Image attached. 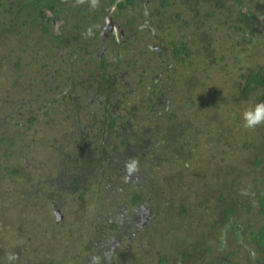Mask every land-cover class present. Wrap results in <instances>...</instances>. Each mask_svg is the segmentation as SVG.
Listing matches in <instances>:
<instances>
[{"label": "flooded vegetation", "instance_id": "flooded-vegetation-1", "mask_svg": "<svg viewBox=\"0 0 264 264\" xmlns=\"http://www.w3.org/2000/svg\"><path fill=\"white\" fill-rule=\"evenodd\" d=\"M233 5L229 0H0V26L5 24L6 28L1 31L0 27V42H7L13 31L18 30V35L20 30L29 29L40 35L41 45L57 51L63 48L69 59L66 66L58 69L40 64L32 76L21 73L9 84L4 91L6 95L18 91L22 94L16 102L5 103L4 111L0 113V138L10 136L7 141L0 140V154L19 155L22 165L12 169H17L26 182L32 177L27 169L37 170V164L27 163L26 156L40 152L45 175H54L47 179L48 186H58L57 190L63 191L59 197L66 191L77 193L71 196L69 204L73 207L74 203L86 205L87 214L94 207L90 202L93 198L104 206L103 200L110 197L109 205H112L116 194L129 189L130 203L122 206L114 219L98 214L96 217L101 220V226L93 228L92 223H86L94 231L97 240H93L91 246L96 247L98 253L91 256L87 264H96L99 256L104 264H120V258L132 261L127 246L136 234L144 230L137 239L139 245L143 238L150 241V236L152 240L150 230L155 228L150 223L154 217L152 206L147 208L131 201L140 193L146 178L139 169L142 157L149 154L137 140L142 135L139 128L143 127L142 123L151 111L164 110V102L167 106L173 103L172 94L180 97L183 104L185 100L192 101L201 81L192 75L188 78L187 88L183 86L175 92L174 81H180L182 77L175 74L177 68L171 64L183 65L191 58L194 54L187 43H194L199 58L196 67L201 68L200 50L202 48L206 59L210 58L214 42L210 20L217 18L218 11L221 18L224 16L222 6L232 9ZM202 8L204 11L201 12ZM11 16H20L18 22L23 18L25 23L17 24ZM185 29L189 30L188 34L182 32ZM227 39H230L229 35ZM24 52L16 51V61L11 58L14 50L8 49L6 55H1L0 68L21 69L20 53ZM165 53L170 57L162 56ZM58 57L59 65H64V59ZM138 57L145 59V66L137 68ZM152 59L157 60L158 66L147 65ZM48 68L50 70L46 71ZM154 70H160L159 75L154 74ZM143 97L141 106L125 115L123 103L127 99ZM85 106L92 109L84 110ZM143 107L148 114L140 111ZM59 108L63 114H55V109ZM47 110L51 114H47ZM170 111H163V114ZM130 123L136 129L127 130ZM65 125L67 129H64ZM39 140L45 148L36 146ZM44 151H48L45 158ZM57 155L60 156L56 158ZM55 160L61 162L58 171ZM133 161L135 169L129 172L127 166ZM135 189L137 191L131 194ZM58 204L57 198L50 201L45 207L48 213H44L56 219V223L64 221L61 215L64 209ZM130 209L132 214L129 215ZM177 249L182 250L181 247ZM18 256L17 263L28 260L21 254Z\"/></svg>", "mask_w": 264, "mask_h": 264}, {"label": "rangeland", "instance_id": "rangeland-1", "mask_svg": "<svg viewBox=\"0 0 264 264\" xmlns=\"http://www.w3.org/2000/svg\"><path fill=\"white\" fill-rule=\"evenodd\" d=\"M202 11H204V8L201 9ZM185 16L187 17L188 15ZM202 16L203 14L200 15V18ZM210 22L213 28L212 38L214 42L210 49V58L208 59L203 55L201 48V68L196 67L199 58L197 57V47L194 43H187V47L194 55L186 59L183 65L171 64L172 60L169 61L172 67L175 66L177 68V70H174L175 74L182 77L180 81H177V79L174 81L176 84L175 92L179 91L178 89H182L183 86L187 88L188 78L192 75L198 77L202 84L201 87L194 94L192 101L185 100V104H183L184 101L180 97L172 94L171 98L174 100L173 103L167 106V103L164 102L163 111L170 108L175 112V120L180 119L177 124L183 127L184 136L180 139L177 138V140L185 151L187 148L189 149L186 152L192 158L190 165L194 164L196 168L200 167L202 170L200 172L205 173L207 176L214 175V172H216L215 169L218 166L225 167L228 164L229 166H235L237 169H240L241 174L245 178L241 180L242 187H249L248 185L251 187L253 183L245 173H250L254 169V154L249 152L250 149L243 147L244 136L257 135L260 137L258 139L264 138V124L257 125L253 129L245 128L243 127L241 114L246 108L264 101V86H259L253 91H248L245 96L241 95L240 91L244 87L245 78L248 73L255 74L256 71L261 70V66L264 69V45L255 41L244 43L241 37L236 36L235 33L230 34V39H227V32L229 30L222 26V18L219 15V11L217 12V18H212ZM17 31H13V34H10L7 42H0V59H2V54H7L8 49H13L14 53L11 55V58L17 61L15 57L17 54L16 51L18 49H21V51L25 50L24 53H20L21 69L19 68V70L14 71L12 67L10 69L7 67L0 68V113L4 111L3 107L5 103L10 102L11 104L21 98V91L12 95H6V92L4 93L9 88V84L16 78V75L25 73L27 76H32V72L38 70L40 64H49V67L53 66L58 69L59 67L66 66L67 62H69L64 51L65 49L61 48L57 51L56 49L52 50L50 46L41 45L39 40L40 35L36 31L24 29V32L20 30V34L18 35L16 34ZM182 32L188 34L189 30L185 29ZM174 34L179 35L177 32H174ZM236 40L240 43L239 46L235 44ZM35 54L38 57L35 58ZM42 55H45L46 58H40ZM58 56L64 59V65H59ZM162 56L170 57L168 53ZM138 61L137 68L146 65L145 59L138 57ZM147 65L154 68L158 66V63L156 59H152L149 60ZM48 70L50 69L48 68L46 71ZM159 71L154 70V74L159 75ZM262 73L264 74V70ZM143 99L144 97L138 100L127 99L123 103V107L126 109L125 115L133 111L134 107L141 106L140 102ZM212 100H215V106L211 105ZM223 102L224 104H222ZM90 109L92 108L85 106L84 110ZM140 111L149 113L144 110V107ZM150 116L151 114L148 116L150 123L145 122L142 123L143 125L151 124L153 118L157 120L162 119L160 122L164 123V119L160 118L159 114H157V117ZM215 120L222 122V124L219 122L221 125L220 129L218 125H212ZM1 128L2 125L0 124ZM64 129H67L66 125ZM52 135H55L54 131H52ZM217 138H219L218 142ZM47 152L44 151V158ZM163 152H166L164 148H157L154 157L149 154L145 155V157L141 156L143 159H141V167L139 170L142 169L146 178L142 181V186L139 191L145 200L142 205L147 208H151L153 205L155 208L153 196L156 190L150 185V181L153 179L160 186V190H163L161 198L158 197L161 201L159 208L161 211H167L159 212L161 214L166 213H164L163 219L157 220L155 218L158 212H156L152 225L155 227H164L166 224L167 229L171 231L168 233L169 235L163 238L166 244L169 243V249L167 251L161 250L160 255H157L156 251L159 247H154L152 244L147 245L146 238L141 239L142 245H139L137 239L142 236L143 230L136 234V237L131 241L130 245L123 244V246L129 247V254L132 261H126L120 258V264H157L160 257L166 258L171 256V249H177L179 247L182 249L188 248V240L191 235V239L193 236H196L193 239L195 245L201 246L203 249L206 246H214L212 249H215V247L221 244L219 243V239L224 240V246L219 250H213L214 252L218 250V252L214 255L211 254L210 260L214 259L217 254L226 255L229 251H236L239 254L229 258L230 264H246L248 257L245 256L244 239L241 237L242 240L240 239L241 241L239 243L235 242L230 233L227 234L228 224L225 226V236H221L219 232H216V235L212 239L209 236L207 237L209 233L208 228H203L204 231H201L196 226H200L201 222L204 221L211 223L213 219L216 220L218 217V214H213V210L219 207L218 202L216 200H208L206 203H203V197L201 199L200 195L203 194V190L200 188L210 184V178L207 177V181L199 184L200 180L199 185L193 186L190 183H192L193 177H196L195 172L183 171V168H180L190 183L188 185L185 179L177 189L175 183L169 181V176L172 174L176 176L178 172L177 166L179 165L164 163L167 157L165 159L163 158L165 156ZM15 157H17V154L9 158H5V156L0 154V240L16 247L15 249H10L9 252L11 254L15 252L24 256L25 260L28 258L25 261L26 264H49L50 262L52 264H87L86 262L90 260V257L96 256L98 253L96 247L91 246L93 240H97L94 231L86 223H92L94 228L102 225L101 220L97 217L85 218L80 211L75 214L73 211L76 210V207L70 206L69 203L72 200L71 196H75L77 193L68 190L69 192L66 191L63 196L59 197L63 191L57 190L58 186L56 185L53 187L48 186V182H46L47 179H52L54 175L47 177L44 171L42 173L41 171L35 173L34 170L26 168L27 172L32 175L31 180L26 182L16 175L15 179L19 180L21 184L19 188L23 186V192L26 193L34 188H37V190L32 196H20L17 200L13 199L14 197H9L8 195L10 193L16 194L9 186L13 175L10 172H4L3 167L18 168V165H22V162ZM26 158L27 163L34 166L40 161L42 155H40V152H34L33 154H28ZM157 160L158 162H156ZM54 163L57 165L58 171L61 162L60 160H55ZM221 169V171L224 170V168ZM164 179L165 181L163 182ZM38 180L41 181L37 182ZM42 183L46 185H41ZM164 184L167 186L166 188H163ZM136 191V189L132 190L131 194ZM196 192L199 194V197L195 196ZM128 193L129 189H125L120 193L121 195L116 194L114 196L115 203L113 202L111 207L109 205L110 197L103 200L105 205L102 209L110 213L106 219H114V216L119 214L118 210H121V207L125 204L130 203ZM169 196L172 197V200ZM26 197L28 198L27 202ZM55 198L60 203L58 205L62 206L61 209H64L61 212V215L64 217L63 222L60 220L56 223V219L43 214L44 207L48 206L49 202L54 201ZM3 208L5 212H3ZM180 208H183L182 215H179ZM20 209L22 213H20ZM211 210L213 211L212 213ZM46 212L48 213V209H46ZM130 214H132V210L131 213L129 212ZM250 215L252 216L249 212L247 215L245 207L241 206V209L240 207L238 208L236 218L239 222L245 224ZM46 219H49V224L46 223ZM54 222L60 226H55L56 228H54ZM187 224L191 229L187 228ZM218 228L220 229V227ZM157 238V236L154 238L155 241H157ZM177 239L181 240V242L177 243ZM162 245L161 243L160 246ZM87 246H90V248H87ZM5 248L0 242V263H4L5 259L2 257V251ZM73 257L75 259H72ZM96 260V264H104L100 256Z\"/></svg>", "mask_w": 264, "mask_h": 264}, {"label": "trees", "instance_id": "trees-1", "mask_svg": "<svg viewBox=\"0 0 264 264\" xmlns=\"http://www.w3.org/2000/svg\"><path fill=\"white\" fill-rule=\"evenodd\" d=\"M219 1H225V0H219ZM233 1V8L231 9V6H222V8H225L222 16V26L228 29L229 31L227 34L230 36V34L235 33L236 36L241 37V40L243 42H257L264 45V0H229ZM220 3L218 2V5ZM223 5V2L221 3ZM244 8V9H243ZM14 18V20L18 23H22L24 20L21 18V21H19L20 16H11ZM3 23V21H2ZM25 22H23L24 24ZM232 24V25H230ZM5 24L0 26L2 29L1 31H5L6 28L4 27ZM20 27V26H19ZM21 29L24 27H20ZM11 29V28H10ZM235 44L239 46V42L236 40ZM261 70H258L253 73H248L246 75V81L244 84V87L240 91L241 95L245 96L248 91H253L256 89V87L264 86V74L263 67L261 66ZM224 104V102L222 103ZM211 105L215 106L216 102L215 100L211 101ZM60 109V110H59ZM55 109V114H63L61 108ZM169 110H171L169 108ZM47 114H51L49 110H47ZM67 114V113H65ZM150 117H157V114H159L160 118L164 119V123L160 122L161 120L152 119L151 124L143 125V127L139 128L142 131V135L137 140H140L142 142V145L144 146V151H147L149 155L154 157L155 151L157 148H164L166 152L165 156L163 157L164 163H168L171 165L172 163L179 165L177 166L178 172L176 173V176L173 174L169 176V181L172 183H175L176 188L178 189L180 185L185 181L189 185L190 182H188V178L186 175L183 174V171H192L195 172L196 177H193L192 183L190 185H199L204 181H207V177L210 178L211 183L204 185L203 188L200 189L203 190V194L201 195V199L203 197L202 202L206 203L208 200H216L219 204V207L215 208L213 211L211 210V213L218 214L217 219H213L211 223H207V221L201 222V225H196L201 231H204L203 228H208L209 233L207 237H212L216 235V232H219L221 236L224 235L225 226L228 224V231L227 234L230 233L232 236V239L239 243L242 239H244L243 246L245 248V256L248 257L246 264H264V138L258 139L257 135L252 136H244V143L243 147L250 149L249 152H252L254 154L253 157V165L254 169L249 173L246 172L245 175L248 176L250 181L253 183V186L250 187H242L241 180L245 179L244 176L241 174L240 169H237L235 166H229L225 165L218 166L216 172H214V175L207 176L205 173L200 172L202 171L199 168H196L191 164L192 158L186 151L183 146H181L178 143V139L182 138L184 136L183 133V127H180L177 122L179 120H175V112L173 110L170 111V113L163 114V110L160 111H151ZM156 114V115H155ZM109 117H111L109 115ZM113 120V119H112ZM175 120V122H173ZM30 121H32L30 119ZM145 122L150 123V119L148 117L144 119ZM222 124L221 121L215 120L213 122V126L218 125L219 129ZM137 127V126H136ZM127 130L136 129L132 123L126 126ZM215 132V130H214ZM216 133V132H215ZM175 136V137H174ZM131 139H134L133 136L130 135ZM10 139V136L8 138L1 137L0 140L7 141ZM219 138H217L218 142ZM14 141H18L15 139ZM42 140L37 141L36 146L38 148H45L44 145L41 142ZM25 143H29L30 141L24 140ZM14 142L11 144L13 145ZM32 144V143H31ZM186 145V144H185ZM1 148V146H0ZM5 156V158H9L14 156L15 154H2ZM148 155V154H147ZM60 155H57L56 158H58ZM16 159H19V155L17 154ZM55 158V159H56ZM155 159V158H154ZM158 162V160L156 161ZM154 163V162H153ZM35 165V173L41 171V173L44 171V160L38 161ZM106 167V165L103 166V168ZM13 167L6 168L3 167L4 172H10V174L13 175V177L10 180V188L15 191L16 194H9L8 196L14 197L13 199L19 198L20 196H32V194L37 190V188L32 189L28 192H23V186L19 188L20 182L19 180H16V175L20 177L21 180H24L25 178L19 173L17 169H12ZM180 168H183L181 171ZM224 168L223 171H221ZM221 169V170H220ZM19 173V174H18ZM179 178V179H178ZM178 179V180H176ZM201 180V181H200ZM165 179L163 180V182ZM176 181V182H175ZM200 181V183H199ZM25 182V180H24ZM199 183V184H198ZM150 185L154 187L155 195L153 196V201L155 204V208L152 205L153 209V216L155 217L156 212V220L157 219H163L164 213H159L167 210H160L159 208V202L161 204V201L158 197L161 198L163 195V190H160V186L154 182L152 179L150 181ZM167 186L164 184L163 188H166ZM200 187V186H199ZM92 190V189H91ZM18 192V194H17ZM90 192V188H89ZM27 194V195H25ZM195 196L199 197V194L196 192ZM169 198L172 200V197L169 196ZM94 199V198H93ZM93 199L90 201L94 205V207L89 209L90 213L87 214V209H85L86 205H81L80 203H74V206L76 207V210L74 211L75 214H77L79 211L82 212L83 216L86 217H96L98 214H101L103 216H108L110 213L105 211L103 204L100 203L98 200ZM133 203H141V205L145 202L144 198L141 196V194L138 192V194H135L133 199L131 200ZM90 204V203H89ZM241 206L245 207L246 214H252L247 219V222L245 224L239 222L237 220V211L238 208ZM111 207V205H110ZM45 208V207H44ZM110 209V208H109ZM167 209V208H166ZM170 209V208H169ZM168 209V210H169ZM86 210V211H85ZM20 213H22V210H19ZM46 211V208L44 210V213ZM3 212H5V209L3 208ZM43 213V214H44ZM69 213V212H68ZM155 213V214H154ZM70 214V213H69ZM171 214V213H170ZM183 214V208L179 209V215ZM46 215V214H45ZM172 215V214H171ZM153 217V218H154ZM165 219V217H164ZM187 219V218H186ZM50 222H48L49 224ZM151 225L154 223V220L151 219L150 221ZM155 223H157L155 221ZM59 227L54 222V228ZM187 228H189V225L187 224ZM220 227V229L218 228ZM152 235L150 241L147 239L148 244L147 245H153L154 247H159L156 251L157 255H160L161 250L167 251L169 249V243H165V240H163L164 236L169 235L168 233L171 232L169 229H167L166 224L164 227L162 226H156L154 230H150ZM157 238V241H155V237ZM192 236V235H191ZM190 236V237H191ZM189 237L188 242V248H184L182 250L179 249H171V256L162 258L160 257L157 264H230L229 258L237 256L239 253L236 251H229L226 255L223 254H217L214 259L210 260V255H214L218 252L219 249H221L224 246V240L219 239V244L215 249H218L217 252H214L212 247L214 246H206L204 249L201 246L195 245L194 238L196 236H193L191 239ZM242 237V239H241ZM217 238V237H216ZM241 239V240H240ZM1 245H4L6 248L2 251V257L5 259L4 263L0 264H26L24 260H21V262L17 263V260L20 256H18L17 253L14 252V254H11L9 251L10 249H15L16 247H13L6 242L4 243L1 241ZM158 243V245H157ZM163 244L160 246V244ZM9 248V249H8ZM203 249V251H202ZM175 250V251H174ZM10 257H12L10 259ZM128 261L126 258L124 259ZM217 262V263H216ZM49 264H52L51 262Z\"/></svg>", "mask_w": 264, "mask_h": 264}, {"label": "clouds", "instance_id": "clouds-1", "mask_svg": "<svg viewBox=\"0 0 264 264\" xmlns=\"http://www.w3.org/2000/svg\"><path fill=\"white\" fill-rule=\"evenodd\" d=\"M243 127L253 129L257 125L264 124V101L255 103L246 108L242 114ZM128 171L132 172L135 169V162H131L127 166ZM12 257H10L11 259Z\"/></svg>", "mask_w": 264, "mask_h": 264}]
</instances>
